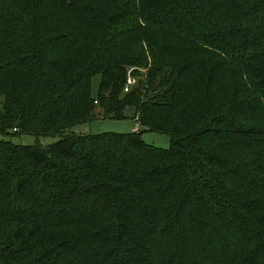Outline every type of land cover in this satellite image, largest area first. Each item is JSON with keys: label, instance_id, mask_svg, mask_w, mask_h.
I'll use <instances>...</instances> for the list:
<instances>
[{"label": "trees", "instance_id": "1", "mask_svg": "<svg viewBox=\"0 0 264 264\" xmlns=\"http://www.w3.org/2000/svg\"><path fill=\"white\" fill-rule=\"evenodd\" d=\"M12 130L60 140H0V264H264V0H0Z\"/></svg>", "mask_w": 264, "mask_h": 264}, {"label": "rangeland", "instance_id": "2", "mask_svg": "<svg viewBox=\"0 0 264 264\" xmlns=\"http://www.w3.org/2000/svg\"><path fill=\"white\" fill-rule=\"evenodd\" d=\"M139 69L137 68H129V80H133L134 78L135 83L132 85L127 84L126 88H128V91L125 93H128L130 89H132L136 81H138L140 78H137L134 75V72ZM140 72L143 73L145 70L140 69ZM100 76H96L93 79V93L96 96L98 86L100 83ZM126 114L129 116V118L125 120H113V119H106L103 111L100 108L96 109L95 117L93 120L89 123L79 125L72 130L67 131V134L75 133V134H83V135H90V134H104V133H118V134H128L131 133L133 128H137L135 132L143 131V139L144 141L152 146L161 148V149H169L171 147V141L170 137L166 134H160V133H154V132H144V128H141L138 125L136 112L129 108L126 111ZM11 135L7 136H0V140H6L10 141L17 145H23V146H35V145H41L43 147H47L58 140H60V137H46V136H37V135H15L14 131L12 130Z\"/></svg>", "mask_w": 264, "mask_h": 264}, {"label": "built area", "instance_id": "3", "mask_svg": "<svg viewBox=\"0 0 264 264\" xmlns=\"http://www.w3.org/2000/svg\"><path fill=\"white\" fill-rule=\"evenodd\" d=\"M134 83H135V80H131V79H130L129 82H128L129 85H132V84H134ZM125 91L127 92V91H128V88L125 89Z\"/></svg>", "mask_w": 264, "mask_h": 264}, {"label": "crops", "instance_id": "4", "mask_svg": "<svg viewBox=\"0 0 264 264\" xmlns=\"http://www.w3.org/2000/svg\"><path fill=\"white\" fill-rule=\"evenodd\" d=\"M137 130V128H133L132 132H135Z\"/></svg>", "mask_w": 264, "mask_h": 264}]
</instances>
